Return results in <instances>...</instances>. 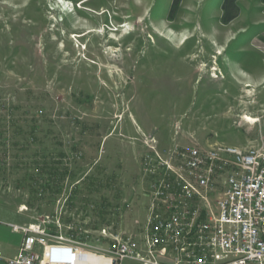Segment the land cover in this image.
<instances>
[{"label": "rangeland", "instance_id": "obj_1", "mask_svg": "<svg viewBox=\"0 0 264 264\" xmlns=\"http://www.w3.org/2000/svg\"><path fill=\"white\" fill-rule=\"evenodd\" d=\"M64 1L0 0V230L139 234L160 158L264 143L262 0L229 24L223 0ZM44 161L67 172L58 195L25 180Z\"/></svg>", "mask_w": 264, "mask_h": 264}, {"label": "built area", "instance_id": "obj_2", "mask_svg": "<svg viewBox=\"0 0 264 264\" xmlns=\"http://www.w3.org/2000/svg\"><path fill=\"white\" fill-rule=\"evenodd\" d=\"M214 147H222V154H214ZM157 167L162 171L151 173L139 234L103 228L91 241L87 230L79 236L74 223L60 219L54 231L50 224H10L22 241L14 257L5 258L0 249V258L8 264H94L95 257L98 264L125 258L144 264H264V143L252 151L198 144L160 158Z\"/></svg>", "mask_w": 264, "mask_h": 264}, {"label": "trees", "instance_id": "obj_3", "mask_svg": "<svg viewBox=\"0 0 264 264\" xmlns=\"http://www.w3.org/2000/svg\"><path fill=\"white\" fill-rule=\"evenodd\" d=\"M264 2V0H262ZM182 0H174L173 4H172V8L170 11V14H174V12L179 8L180 4H181ZM240 0H223L222 5H221V9H222V16H221V22L223 24H229L230 22H232L234 19H236L240 12H241V6H240ZM37 176L35 175H30V178H25L26 181H36L39 175L41 174H45L47 175V179H46V184H42L40 183H34V184H30L29 187L31 189V192L37 196L38 195H42V192H44L45 188L50 191L53 194H59L62 191V183L66 178V170L62 169L60 167H57L55 162L53 163H48L46 161L43 162L42 166H39V164H37V168H36ZM45 180V179H44ZM34 181V182H35ZM101 186H104V184H100ZM44 186V187H43ZM52 186V188H51ZM94 187V185H91ZM100 186V187H101ZM99 187V186H98ZM44 189V190H43ZM50 229L52 231L55 230L54 225H49Z\"/></svg>", "mask_w": 264, "mask_h": 264}, {"label": "crops", "instance_id": "obj_4", "mask_svg": "<svg viewBox=\"0 0 264 264\" xmlns=\"http://www.w3.org/2000/svg\"><path fill=\"white\" fill-rule=\"evenodd\" d=\"M8 234H10L11 238L8 237ZM21 241L22 236H20V234L18 235L17 233H14L10 230L8 231L7 229L0 230V249L3 252V256L5 258H12L18 253ZM11 246L15 247L13 252H11L9 249Z\"/></svg>", "mask_w": 264, "mask_h": 264}, {"label": "bare ground", "instance_id": "obj_5", "mask_svg": "<svg viewBox=\"0 0 264 264\" xmlns=\"http://www.w3.org/2000/svg\"><path fill=\"white\" fill-rule=\"evenodd\" d=\"M58 3H60L61 7L65 8V10H67L68 6L70 5L69 3L65 2L64 0H58ZM85 3V1L83 2ZM73 12V11H72ZM213 70H217V68H213ZM213 77L217 78L219 76H217V74H212ZM226 145V144H223ZM238 151H252V147L243 149L241 147H238ZM214 154H222V147H214ZM94 264H98V257H95V259L93 260Z\"/></svg>", "mask_w": 264, "mask_h": 264}, {"label": "water", "instance_id": "obj_6", "mask_svg": "<svg viewBox=\"0 0 264 264\" xmlns=\"http://www.w3.org/2000/svg\"><path fill=\"white\" fill-rule=\"evenodd\" d=\"M0 264H8L4 259L0 258Z\"/></svg>", "mask_w": 264, "mask_h": 264}]
</instances>
